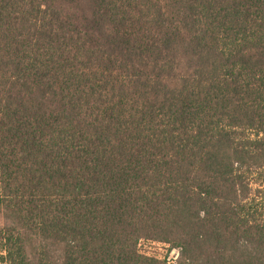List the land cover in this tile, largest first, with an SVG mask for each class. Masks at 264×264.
I'll use <instances>...</instances> for the list:
<instances>
[{
  "label": "trees",
  "instance_id": "1",
  "mask_svg": "<svg viewBox=\"0 0 264 264\" xmlns=\"http://www.w3.org/2000/svg\"><path fill=\"white\" fill-rule=\"evenodd\" d=\"M0 209V264H264V0H0Z\"/></svg>",
  "mask_w": 264,
  "mask_h": 264
},
{
  "label": "rangeland",
  "instance_id": "2",
  "mask_svg": "<svg viewBox=\"0 0 264 264\" xmlns=\"http://www.w3.org/2000/svg\"><path fill=\"white\" fill-rule=\"evenodd\" d=\"M8 222L9 220L7 221L5 213L0 209V230L8 224ZM139 249L140 252L145 255L154 256L159 259L166 258L171 263L175 262L179 255L177 249L170 248V246L160 243L142 242ZM27 250L32 264H61V250L53 246H47L46 252L48 253H46V255L48 256L43 257V247L35 236H30L29 242L27 243Z\"/></svg>",
  "mask_w": 264,
  "mask_h": 264
}]
</instances>
